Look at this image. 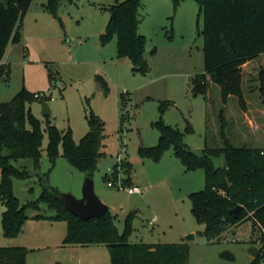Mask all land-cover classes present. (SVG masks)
<instances>
[{
	"label": "rangeland",
	"instance_id": "rangeland-1",
	"mask_svg": "<svg viewBox=\"0 0 264 264\" xmlns=\"http://www.w3.org/2000/svg\"><path fill=\"white\" fill-rule=\"evenodd\" d=\"M120 1L64 0L54 11L46 7L48 0H31L22 21L21 41L12 42L9 48V76L0 79V101L10 100L22 88L32 94L51 95L52 99L45 100L51 123L60 130L70 127L76 142L90 128L89 111L101 117L105 123L104 154L91 177L97 196L109 205L120 232L133 213L131 242L182 240L190 245L188 264H246L253 259L252 247H262L260 228L253 230L251 221H243L212 241L205 235L206 224L192 211L190 194L206 185L203 166L188 168L173 143L159 156L141 152L142 147L159 142L155 123L161 118L184 133L183 140L192 150L204 148L207 141L214 144L212 140H220V122L215 118L222 106L218 85L210 83L209 95L194 90V78L205 71L200 4L195 0H143L140 32L147 37L151 70L140 73L133 70L128 58L119 56L115 35L107 40L102 36L110 17L109 7ZM261 68L264 56L244 66L248 110L240 109L236 96L224 108L227 133L235 144L255 143L258 135H264V110L257 92ZM166 100L170 103L162 113L160 106ZM43 101L32 96L26 103V126L30 127L32 114L40 119L44 131L39 162L32 157L12 160L31 173L27 178L12 179L13 191L28 218L23 231L14 237H7L0 223V246H35L29 251L31 264H57V253L64 256L59 258L65 264H111L108 249L109 258L104 260L105 245L84 246L79 251L65 244L67 222L52 219L56 212L46 204L40 211L44 217L35 216L37 211L31 202L43 190L40 174H46L60 192L78 197L88 175L63 155L61 143L55 159L50 155ZM189 124L193 132L187 130ZM107 175L122 179L126 186L134 183L147 189L130 194L108 186ZM5 209L0 202V220ZM152 218L156 219L153 225L149 223ZM46 231L58 234L59 239L43 237ZM91 247L96 250L90 251Z\"/></svg>",
	"mask_w": 264,
	"mask_h": 264
},
{
	"label": "trees",
	"instance_id": "trees-1",
	"mask_svg": "<svg viewBox=\"0 0 264 264\" xmlns=\"http://www.w3.org/2000/svg\"><path fill=\"white\" fill-rule=\"evenodd\" d=\"M64 0H48L46 7L56 10ZM200 4L203 15L204 65L205 71L194 78V90L209 95L210 83L218 85L221 104L215 118L220 122V140L209 141L204 147V156L196 155L183 140L184 133L176 126L167 124L162 118L156 121L160 131L159 142L155 146L142 147L143 154L159 156L170 143L188 168L203 166L206 185L190 194L192 211L197 219L206 224L205 235L214 241L216 236L232 225L251 221L253 230L260 228L264 252V138L258 135L255 143L235 144L227 133L228 119L225 107L230 98L236 96L240 109L250 107L244 87V66L253 59L264 56V0H195ZM31 0H0V61L4 58L10 42L22 38V21ZM143 0H123L109 7L110 17L103 39L117 37L120 57L128 58L133 70L148 73L151 64L146 56L147 37L140 32L141 8ZM155 52L154 49L151 50ZM255 61V60H254ZM253 61V62H254ZM9 70L0 64V79H7ZM50 81L54 77L50 75ZM257 92L264 110V69L258 74ZM35 96L25 88L16 92L10 100L0 102V202L6 205L0 223L7 237H14L23 231L28 218L25 206L21 204L12 187L13 177L27 178L31 173L12 163L22 157H32L39 162L43 150L44 131L41 121L30 115V127L26 126V103ZM42 99H47L43 96ZM170 101H162L164 113ZM209 113V112H208ZM48 123L50 142L47 149L53 159L58 155L61 143L63 155L74 165L91 176L104 154L105 123L93 110L89 111V130L76 142L72 129L60 130ZM187 130L193 132L191 124ZM225 154L226 161L216 169L209 155ZM117 175V174H116ZM43 190L40 197L31 202L37 211L42 204L55 210L52 219L67 222L65 243L107 244L112 264H188L189 243L145 244L130 241L132 212L127 216V227L120 232L115 215L108 209L98 217L82 219L71 213L59 198L60 191L49 183L46 174H40ZM125 183V182H124ZM133 185V184H130ZM237 204L243 205V218L230 213ZM130 229V231H129ZM30 249L24 245L0 246V264H27ZM259 254L246 264H262ZM264 264V262H263Z\"/></svg>",
	"mask_w": 264,
	"mask_h": 264
},
{
	"label": "water",
	"instance_id": "water-1",
	"mask_svg": "<svg viewBox=\"0 0 264 264\" xmlns=\"http://www.w3.org/2000/svg\"><path fill=\"white\" fill-rule=\"evenodd\" d=\"M50 112V107L44 100L42 102V114L47 116L50 114ZM193 152L198 156H204L205 154L204 148L194 149ZM209 158L213 161L216 169H219L226 161L225 154L219 156L209 155ZM82 189L83 193L81 197H78L71 192H60L58 195L71 213L79 216L82 219H89L91 217H98L110 209L109 205L103 202L97 196L94 188V180L90 175H87ZM230 213L239 219L243 218V205L237 204L235 207H232L230 209ZM251 254L254 258L260 254L264 259V252H261V248L258 246L252 247Z\"/></svg>",
	"mask_w": 264,
	"mask_h": 264
},
{
	"label": "crops",
	"instance_id": "crops-1",
	"mask_svg": "<svg viewBox=\"0 0 264 264\" xmlns=\"http://www.w3.org/2000/svg\"><path fill=\"white\" fill-rule=\"evenodd\" d=\"M13 43L12 42H10V44L8 45V47H7V51H6V54H5V56H4V58L0 61L1 63L0 64H4V65H6V67L8 68V70H10V68H9V66L7 65L8 64V60H7V56H8V52H9V48H10V46L12 45ZM260 57H262V55L260 56ZM254 60H256V59H253V60H250V61H248L247 63H246V65L245 66H247L248 64H252L253 63V61ZM8 76H9V74H8ZM248 99V98H247ZM0 102H2V101H0ZM249 102V101H248ZM263 111V110H262ZM263 138H264V135H263ZM132 184H134V183H132ZM149 223L150 224H155L156 223V219L155 218H152V219H150L149 220ZM44 236L43 237H53L54 236V238L56 239V240H58L59 239V235L57 236H55V233L53 232L52 233V231H46L45 233H42ZM63 242H64V239H63ZM183 242H185V243H188V242H186V241H182V240H180V241H176V242H167V243H155V244H173V243H183ZM133 243V242H132ZM65 244H71V245H73V246H75L74 248H76L77 250H81L82 248H85L84 246H93V245H95V246H99V245H105L106 247H105V251H104V253H103V255H104V260L106 261L107 260V258H109L108 257V252H109V249H108V247H107V244H105V243H101V242H94V243H89V244H85V245H83V244H73V243H65ZM146 244V243H145ZM155 244H150V245H155ZM24 246H26V247H28L29 249H31V250H33V249H35V246H30V245H27V244H24ZM92 249H90V251H94V250H96L95 248L96 247H91ZM94 248V249H93ZM103 249H101L102 251L104 250V247H102ZM107 249H108V252H107ZM56 255V254H55ZM109 255H110V252H109ZM60 256H62V258L64 257L63 255H61V254H58L57 253V256H55V258H57V264H65L62 260H61V258H59ZM111 257V256H110ZM254 258V257H253ZM31 259H30V252L28 253V256H27V264H31V261H30ZM112 264V263H111Z\"/></svg>",
	"mask_w": 264,
	"mask_h": 264
},
{
	"label": "built area",
	"instance_id": "built-area-1",
	"mask_svg": "<svg viewBox=\"0 0 264 264\" xmlns=\"http://www.w3.org/2000/svg\"><path fill=\"white\" fill-rule=\"evenodd\" d=\"M54 83H56V82H53V84ZM43 96H46V98H50V99L53 98L51 95L48 96L45 92L44 93H35L36 98L42 99ZM107 185L110 187H115L117 189H125L130 194L143 193L147 189V186H141V185H137V184L126 186L122 179L116 178L115 176L112 177L110 175H107Z\"/></svg>",
	"mask_w": 264,
	"mask_h": 264
},
{
	"label": "clouds",
	"instance_id": "clouds-1",
	"mask_svg": "<svg viewBox=\"0 0 264 264\" xmlns=\"http://www.w3.org/2000/svg\"><path fill=\"white\" fill-rule=\"evenodd\" d=\"M44 100H46V99H44Z\"/></svg>",
	"mask_w": 264,
	"mask_h": 264
}]
</instances>
